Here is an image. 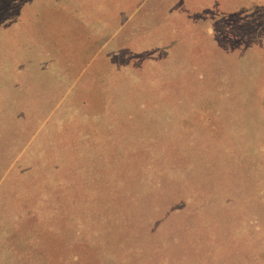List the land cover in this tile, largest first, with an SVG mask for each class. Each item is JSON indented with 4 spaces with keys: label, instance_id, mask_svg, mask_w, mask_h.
Returning a JSON list of instances; mask_svg holds the SVG:
<instances>
[{
    "label": "rangeland",
    "instance_id": "rangeland-1",
    "mask_svg": "<svg viewBox=\"0 0 264 264\" xmlns=\"http://www.w3.org/2000/svg\"><path fill=\"white\" fill-rule=\"evenodd\" d=\"M0 264H264V0H0Z\"/></svg>",
    "mask_w": 264,
    "mask_h": 264
}]
</instances>
